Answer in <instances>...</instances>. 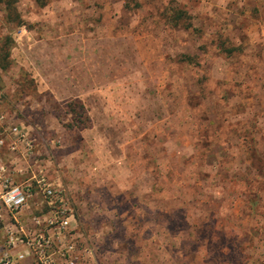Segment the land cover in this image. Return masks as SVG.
Segmentation results:
<instances>
[{"label":"rangeland","instance_id":"374dc122","mask_svg":"<svg viewBox=\"0 0 264 264\" xmlns=\"http://www.w3.org/2000/svg\"><path fill=\"white\" fill-rule=\"evenodd\" d=\"M0 113L84 264H264V0L0 1Z\"/></svg>","mask_w":264,"mask_h":264},{"label":"built area","instance_id":"2783aa9c","mask_svg":"<svg viewBox=\"0 0 264 264\" xmlns=\"http://www.w3.org/2000/svg\"><path fill=\"white\" fill-rule=\"evenodd\" d=\"M6 116L0 113V149L6 146L15 151L14 142H23L26 151L33 147L27 142L26 134L20 126H6ZM7 134V135H6ZM8 168L0 164V222L4 214L18 215L29 208L30 202L41 195L50 211L42 216L32 218L31 229H19L21 234L13 236L15 232H7V248L1 253V264H25L33 261L35 264H84V257L90 258L91 252L86 248H79L72 238L73 213L64 200L62 192L48 184L43 176L33 175L29 180L17 183ZM15 218V217H14ZM19 246L18 251L11 253V249ZM83 261V262H82Z\"/></svg>","mask_w":264,"mask_h":264},{"label":"crops","instance_id":"0c3cea01","mask_svg":"<svg viewBox=\"0 0 264 264\" xmlns=\"http://www.w3.org/2000/svg\"><path fill=\"white\" fill-rule=\"evenodd\" d=\"M11 141H12V139L8 136L7 140H6V146L0 149V164H3V166L5 165L8 168L7 174H10L12 176V178L14 180H17V181L18 180L21 181V180L26 178V176L23 177L22 175L24 173V169L28 170V168H30V169L34 168V169H36L37 173L46 174L45 172H43L42 167L40 165L38 166V164L29 165L28 162L26 163V161H24L25 163H22L20 159L21 158L25 159L24 157L26 155L24 143L23 142H14V140H13V143H14L15 148H16L15 151L18 152V153H15V151H11L9 149V145H10L9 142H11ZM8 150L11 152H14V154L11 155V158L13 161L11 163L7 164V163H4V160H5L4 159V153ZM18 156H20L21 158ZM14 161H18L20 163V166L18 164H16L17 162H14ZM45 171L47 172V170H45ZM18 174H21V175L18 176ZM6 218H7V216H6V214H4L2 221L0 222V255L2 252H4L6 250L8 239L11 238L7 232H13L14 233V231H15V234H13V236H17L16 235L17 230H14L13 225H10L7 223ZM20 229H22L21 226H20ZM19 249H20L19 246L18 247L15 246V249H11V253L13 254L14 251H18ZM28 262H30V261L25 262V264H28ZM0 264H1V259H0Z\"/></svg>","mask_w":264,"mask_h":264},{"label":"trees","instance_id":"16d2710c","mask_svg":"<svg viewBox=\"0 0 264 264\" xmlns=\"http://www.w3.org/2000/svg\"><path fill=\"white\" fill-rule=\"evenodd\" d=\"M3 1V0H0ZM9 2V0H8ZM10 5V4H8ZM84 110L83 105L80 102H75V104H70V106H68V111L70 113H72L73 115V119L80 121L81 117H82V111Z\"/></svg>","mask_w":264,"mask_h":264}]
</instances>
